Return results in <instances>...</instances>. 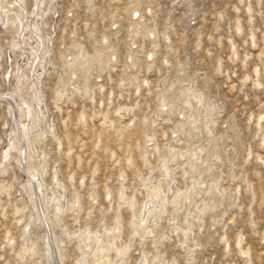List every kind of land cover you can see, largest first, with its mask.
<instances>
[{"label": "rangeland", "instance_id": "rangeland-1", "mask_svg": "<svg viewBox=\"0 0 264 264\" xmlns=\"http://www.w3.org/2000/svg\"><path fill=\"white\" fill-rule=\"evenodd\" d=\"M24 2L34 8V0ZM50 3L39 25L51 42L38 68L44 116L32 141L37 156L20 164L15 148L3 154L13 135L3 99L18 66L26 69L21 53L30 45L14 41L18 20L0 19V264L47 263L46 234L58 264H117L126 243L122 264H264V0ZM77 44L83 53L71 80L62 63ZM198 92L204 96L193 121ZM164 95L171 110L159 107ZM185 120L196 132L177 128ZM190 156L206 158L212 169L199 175ZM22 164L42 179L46 212L36 183L37 194L29 193ZM160 164L167 169L158 171ZM212 192L219 201L210 207ZM150 193L173 202L138 227L133 216ZM34 198L47 226L34 216ZM102 227L99 240L83 238Z\"/></svg>", "mask_w": 264, "mask_h": 264}, {"label": "bare ground", "instance_id": "bare-ground-1", "mask_svg": "<svg viewBox=\"0 0 264 264\" xmlns=\"http://www.w3.org/2000/svg\"><path fill=\"white\" fill-rule=\"evenodd\" d=\"M45 2H46V4H45ZM50 2H51V0H48V1H46V0H34V2H33L34 8L31 10H28L25 6L24 0H0V19L2 21H6V22L9 21L10 23L13 22L14 20L19 21L20 28L17 30V35L14 37L15 43L19 44L20 41H23V42H28L30 45V47L27 48V51L29 52L28 54L25 53V51H23V50L21 53V55H23L25 58V59H23L24 60L23 65H26V69L23 70L24 68L22 67L23 68L22 69L21 65L18 66V68H17L18 72H16V73L14 72L15 73V76H14V81H15L14 84L15 85L13 84L14 87L12 89L8 90L7 92H5V99L2 98L5 102L6 107H8V110L11 111L10 115H11V118L13 120V127H12V134L13 135L9 138L10 142H8V146L6 148H8L10 146V148H15L16 150H18V152H19L18 164H20L24 158L25 159H32L36 155V150L35 149L32 150V145H33L32 141L34 140L33 137H34L35 131L40 129V127L36 123H39L41 116H44V114H43V101H42L43 99L41 98V95H40L41 93L39 91L40 90V88H39L40 72L38 71V68L40 66L41 67L44 66L42 64V60L44 59V57H46V54L49 51L51 36H50L49 32L48 33L43 32V36H42V32L40 29L41 27H39V25H40V22L44 23L45 18L42 19L41 21H40V19L42 18L43 14L46 13L43 10L45 8V6L47 8L50 7V9H48L50 11H52V9H53V5H51ZM10 15H11V17H10ZM136 15L138 16L139 14H138V12H136V10H134L132 12V16L135 17ZM138 18H139V16H138ZM133 23H134V21L130 22V27L132 26L131 28H134ZM111 24H116V20L112 21ZM236 28L239 30L240 26L236 25ZM150 33L153 34L152 32H150ZM102 42H103V39H102ZM73 46L75 48V51L74 50H68L67 51L68 52L67 55L70 54L72 57H68L67 59L63 60V63H62V65H63L62 73H64V76H67L69 74V78L71 80H73V77L76 74V70H77L76 66L79 65V61H80V58H81L82 53H83V47L81 44H77V45H73ZM80 47H82V48H80ZM20 49H22V48H20ZM95 53H96V56H99V54H100L99 51H96ZM150 55H151V53H150ZM131 57H132V54L129 53L128 54V60H131ZM112 58H114V56H112ZM11 61L13 62L12 59L9 62H11ZM43 62H45V60H43ZM9 67L11 69L13 67V65H12V67L9 65ZM66 69H67V72L65 71ZM88 70H89V66L84 67V76L85 77L89 76L90 71L88 72ZM8 77H9V75H8ZM59 77L64 78L61 74L59 75ZM24 86L26 88H28V90H29L28 95L22 89V87H24ZM57 92L59 93V95H62V91L58 90ZM203 96L204 95L202 92H198V93L193 95V97L195 99V103L193 105V108L195 109V115H194L193 121H196L197 117L200 114L197 107H196V104H202ZM11 99H13V101H11ZM159 107L162 109H165V110H171L172 109V107H170V103H169V100L166 97V95H164L163 100L159 104ZM259 119L260 118H258V121H259ZM187 122H188V120H185L183 123L178 124L177 128L181 129L182 131L188 130V134H191V132H192L191 129L195 130V132H196L195 125H190L191 129L186 127V125L188 126ZM195 132L193 131L194 134H195ZM195 137H197V136H195ZM192 139H193V137H192ZM10 148H8L7 150H5L3 152V154L6 158H8V155H10V153H9ZM22 152H24V154H25L24 157L23 156L21 157ZM210 154H213V153H210ZM176 157L177 156L175 154H168L169 160H175ZM168 158H166V160H168ZM190 159H191V164L193 166L196 165L197 169L200 170L199 175L202 174L203 172L205 174H207L209 169H212V166H210L207 159L204 157L190 156ZM196 160L197 161L200 160L199 162L204 164V166L201 169H199L200 167H199V164H197ZM24 165L25 164H22V166H24ZM40 166H42V164H40ZM156 169L158 171H164L167 169V166L165 164H160V165H158V167H156ZM24 171H26L28 174L27 184L29 186V191H30L29 193L31 194V196L37 194V192H36L37 190L35 191L34 183H36L37 187L39 189H41L42 193H41V199L40 200H41L42 205H43V211L46 212V210H44V204L46 202V198H45V195L43 192L44 186L40 182V180H42V179L38 180L39 174H38V176H36L37 173L33 172L30 168H28V164L25 165ZM202 175L204 177V174H202ZM198 178H200V177L198 176ZM198 178H197V181H198ZM206 180H208V179H206ZM158 181H159V178L156 179L155 182H153V181L152 182L157 184ZM198 182L200 183L202 181L199 180ZM190 186H192V182L190 183ZM200 187H202V186H200ZM167 189H168V196H170L169 192H172V188L168 187ZM197 189H199V187L186 189L185 194L183 195V198L185 196H186V198H188L189 193L191 191H195ZM156 196L161 197V193L157 192ZM61 197L62 196H60V198ZM120 197L121 198L123 197L122 191H120L119 198ZM153 199H154L153 193L146 195L144 197V200L141 202V206H140L139 211H138V217H137V215L133 216V219L137 218L138 223H141V225H139V224L137 225L138 227H141L144 224L145 219L148 220V218H146V215L149 212H151V214L156 212V210H158V208H160V205L164 201L166 204H170L173 202L172 198H170V199L167 198V199H162V200H158V198H156L155 201H153ZM32 200H33L32 205H33V208L35 209L34 216L36 218H38L39 222H41L44 225L46 224V226H47L48 220L45 219L46 214H44V213L41 214L42 211H40L39 203L36 200V198H34ZM218 201H219L218 195L215 192H212V194L210 195V199L207 202V205L210 207H213L215 204H217ZM78 202H79L78 198H75L74 202L71 204V208L75 210L77 208ZM52 204L56 208V214H58V212L62 208V206L60 204V200L58 198H54V201L52 202ZM162 214H164V212H162ZM154 216H156V214H154ZM154 216H152V218H154ZM32 218H34V217H32ZM176 221H177V219H176ZM183 223H184V220H183ZM134 225H136V223H134ZM114 229L117 231L119 230V223L118 222H116V224L114 225ZM185 231L188 232V229L185 228ZM104 233H105L104 227H102L99 231L94 232V233H92L88 230V232L86 233V235L83 238L85 240L89 241V243H90L92 240V235H94V237L99 240V238L101 237L100 235H102ZM263 236H264V234H263ZM43 238H44V240H43L42 251H43L44 260H47V263L44 262V264H58L54 259V256H53L54 248H53L52 242L49 241L48 235L47 234L44 235ZM53 242H55V248L57 250V256L59 259H61L62 253H61L60 248H59L60 245L58 243V238L55 235H53ZM86 248H91V247L86 246ZM127 249H128V243H126V245H125V247H123V249L122 248L118 249V253H119L118 255L119 256L116 257L117 264L123 263L124 254L126 253ZM121 253H122V255H120ZM156 258H158L157 254H156ZM81 262H82V260H81ZM78 264H82V263H78ZM138 264H145V262L142 261ZM159 264H164V263L160 262Z\"/></svg>", "mask_w": 264, "mask_h": 264}]
</instances>
